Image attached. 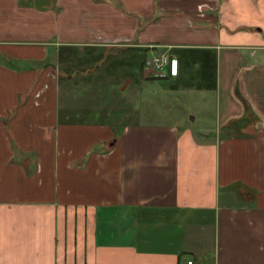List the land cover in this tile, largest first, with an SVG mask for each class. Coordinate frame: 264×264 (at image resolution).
<instances>
[{"label":"crops","instance_id":"crops-1","mask_svg":"<svg viewBox=\"0 0 264 264\" xmlns=\"http://www.w3.org/2000/svg\"><path fill=\"white\" fill-rule=\"evenodd\" d=\"M189 261L264 264V0H0V264Z\"/></svg>","mask_w":264,"mask_h":264},{"label":"rangeland","instance_id":"rangeland-1","mask_svg":"<svg viewBox=\"0 0 264 264\" xmlns=\"http://www.w3.org/2000/svg\"><path fill=\"white\" fill-rule=\"evenodd\" d=\"M139 58H135L134 62L135 64H131L132 72L131 77L134 79V84L129 89V92H136L141 89V86L139 85L138 76L140 74L139 67L137 66ZM60 69H63V67H60ZM123 85L124 83H118V84H109L108 91H113V88H115L118 85ZM84 85H90L87 82L84 83ZM169 86L172 85V83L168 82H160L158 83L157 87H163V86ZM86 87V86H85ZM158 89V88H157ZM143 91V90H142ZM149 91V90H147ZM110 92H107L110 95ZM156 92V91H154ZM153 92L152 95H145L143 92V96L145 98L143 99H134V107L139 106L141 103L145 106H142L141 108L146 109L147 113H150V111H159L161 112L163 116L169 115L172 111L176 110V113L182 114L183 117H187V119H191V117L195 116L198 120V126L200 125H210V126H216V110H217V95L216 93L208 94L207 99H201L198 97V95L194 94H188L185 93L184 96H173L169 99L162 98L161 94H155ZM157 92H160L158 89ZM161 93V92H160ZM177 95V94H176ZM179 95V94H178ZM109 103V100L107 98H104V100H100V105L107 106ZM140 103V104H139ZM130 106V105H128ZM154 108V109H153ZM242 130L231 132L230 135H239L243 132ZM238 133V134H237Z\"/></svg>","mask_w":264,"mask_h":264},{"label":"trees","instance_id":"trees-1","mask_svg":"<svg viewBox=\"0 0 264 264\" xmlns=\"http://www.w3.org/2000/svg\"><path fill=\"white\" fill-rule=\"evenodd\" d=\"M146 66H147V58L144 62L143 69ZM237 92H238V90H237ZM238 95H240V93H238ZM239 97H241L245 101L246 114H245V116H243V118L239 119L238 121L231 122V123H229L228 126L223 128L220 131V136L222 138L228 137L231 132L243 130L245 127H247V125L253 124L257 120V117H253L255 115V112H254L252 106L249 104V102L246 99H244L243 96H239ZM241 132H243V131H241Z\"/></svg>","mask_w":264,"mask_h":264},{"label":"built area","instance_id":"built-area-1","mask_svg":"<svg viewBox=\"0 0 264 264\" xmlns=\"http://www.w3.org/2000/svg\"><path fill=\"white\" fill-rule=\"evenodd\" d=\"M170 64V57L168 53H161V54H155L153 55L149 62L147 70L149 69L151 73H162L165 71V69L168 67ZM187 264H193L192 261H189Z\"/></svg>","mask_w":264,"mask_h":264}]
</instances>
